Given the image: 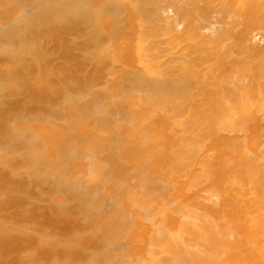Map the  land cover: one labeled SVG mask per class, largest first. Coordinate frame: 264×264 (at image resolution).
<instances>
[{
	"label": "bare ground",
	"instance_id": "obj_1",
	"mask_svg": "<svg viewBox=\"0 0 264 264\" xmlns=\"http://www.w3.org/2000/svg\"><path fill=\"white\" fill-rule=\"evenodd\" d=\"M0 264H264V0H0Z\"/></svg>",
	"mask_w": 264,
	"mask_h": 264
}]
</instances>
